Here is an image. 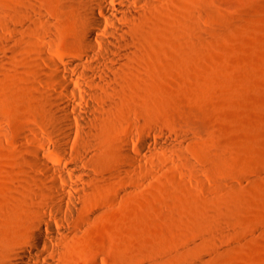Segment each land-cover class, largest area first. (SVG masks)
I'll return each instance as SVG.
<instances>
[{"label":"rangeland","instance_id":"1","mask_svg":"<svg viewBox=\"0 0 264 264\" xmlns=\"http://www.w3.org/2000/svg\"><path fill=\"white\" fill-rule=\"evenodd\" d=\"M149 11L101 137L116 151L90 189L97 213L85 211L54 264H264V0H155ZM75 12L62 0H0V199L20 184L22 125L48 142L36 126L47 122L41 50L50 41L53 57L74 58ZM133 121L158 126L128 175L118 143ZM30 214L0 209V264L25 242Z\"/></svg>","mask_w":264,"mask_h":264},{"label":"bare ground","instance_id":"2","mask_svg":"<svg viewBox=\"0 0 264 264\" xmlns=\"http://www.w3.org/2000/svg\"><path fill=\"white\" fill-rule=\"evenodd\" d=\"M62 1L67 10L76 9L72 17L79 47L74 58H56L52 42L42 46L44 79L39 81L47 90L37 89V104L47 122L36 126L48 142L31 124L22 125L28 145L22 147L26 157L19 171L20 184L14 195H2L0 209L9 216H20L26 209L31 214L24 221L25 242L13 249V255L10 253V264H54L61 246L78 238V232L86 228L90 218H84L85 211L96 215L90 189L103 179L99 176L103 161L116 151L103 146L101 137L114 129L116 98L124 96L131 84L130 76H124L120 68L128 66L135 55L130 45L139 39L155 0ZM31 9L43 17L34 3ZM48 33L55 34L56 27L48 25ZM133 122L135 129L127 130L128 139L118 143L120 169L128 175L134 174L137 164L140 166L134 154L146 149L150 132L158 126L146 128L141 122ZM137 124L142 133L134 149L129 140L136 137Z\"/></svg>","mask_w":264,"mask_h":264}]
</instances>
